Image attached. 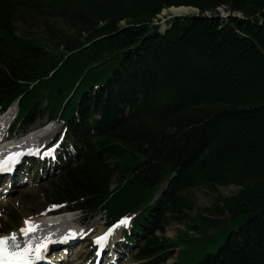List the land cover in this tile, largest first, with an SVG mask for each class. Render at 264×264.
Listing matches in <instances>:
<instances>
[{"label": "trees", "instance_id": "trees-1", "mask_svg": "<svg viewBox=\"0 0 264 264\" xmlns=\"http://www.w3.org/2000/svg\"><path fill=\"white\" fill-rule=\"evenodd\" d=\"M172 7L197 14L161 34ZM16 100L12 131L48 114L76 152L52 206L108 223L138 212L146 264L170 249L173 264H264V0H0V111ZM200 188L211 203L193 217Z\"/></svg>", "mask_w": 264, "mask_h": 264}, {"label": "rangeland", "instance_id": "rangeland-1", "mask_svg": "<svg viewBox=\"0 0 264 264\" xmlns=\"http://www.w3.org/2000/svg\"><path fill=\"white\" fill-rule=\"evenodd\" d=\"M185 8V7H184ZM191 14H197L192 9H188L186 12L181 13L179 15H172L171 13H161L158 16V22L160 25V32H163L164 29L168 28V23L170 20L174 17H181V16H188ZM219 16H226L228 12L220 9L218 10ZM47 116H43L42 118H37L36 121L31 125L28 130L32 132L33 137H36L37 139L32 140L34 145H41V143H45V141L49 137H53L55 134L56 136L60 133L61 130V123L59 122H53L52 124L46 125ZM45 125V131L41 127ZM43 128V127H42ZM44 133V134H43ZM55 136V137H56ZM38 140V141H37ZM18 141V140H17ZM17 141L12 140L10 143H1L0 152L2 149H11L15 146H19ZM9 142V141H8ZM23 143V140L20 141ZM61 176V172L57 173L54 176H50L46 179H40L36 180L34 183H31L22 189H17L14 193L11 194H5L3 196L4 198L0 197V236H7L12 233L18 234L19 229L24 227V221L26 219H30V222H32L34 225L38 224L39 230H35L32 232L33 234L30 235V240L37 239V237H40L41 235H45L47 231L49 232V238H52L60 235L61 233H64L68 228L70 227H78L79 225H82L83 217L79 212H74L72 214H61L58 215L52 208L51 202H50V188L59 182ZM112 187L118 182L117 178H114L112 180ZM166 188V185L162 186V188L157 193V196L164 191ZM219 192L222 193L224 196L231 195L234 193L237 188L236 187H219ZM192 196L194 199L195 204V211L192 212L191 216L194 217L195 212H198L200 209L208 207L211 203V198L208 192L203 189H193ZM10 193V192H9ZM105 213V212H104ZM57 219V220H56ZM108 219L106 218L105 214H100L96 216L85 228V230H92V234H95L98 229H101L102 225L104 223H107ZM68 222V223H67ZM49 225V228H47L45 225ZM54 224H59L58 227H55L51 229V227L54 226ZM62 224V225H61ZM23 225V226H22ZM22 226V227H21ZM127 226V224H126ZM124 230L125 228L120 227L119 232L121 230ZM183 226L174 222H169L166 231H165V237L169 239H175L176 236L182 232ZM42 231V232H40ZM45 231V232H44ZM40 232V233H39ZM45 233V234H44ZM208 234H212L208 232ZM204 235V234H203ZM90 235L87 237L89 239ZM45 237H41L43 239ZM27 240V241H30ZM225 242V234H221L217 237V245H220L221 243ZM25 242L23 243V245ZM86 245H89V240L80 245L78 250L84 251V254H87L88 249ZM172 252V256L166 261L165 264H173L175 261L177 249H170ZM136 254V251L127 252V256L123 258V260L120 262L121 264H141V262H138L134 259ZM76 260V261H75ZM105 260V259H104ZM70 262V261H67ZM82 259H77L73 257V262L71 264H82ZM86 264V263H83Z\"/></svg>", "mask_w": 264, "mask_h": 264}, {"label": "snow or ice", "instance_id": "snow-or-ice-1", "mask_svg": "<svg viewBox=\"0 0 264 264\" xmlns=\"http://www.w3.org/2000/svg\"><path fill=\"white\" fill-rule=\"evenodd\" d=\"M20 155L21 153L9 154V156L0 159V173L11 171V165L17 162ZM126 222L127 218H124L119 223L126 224ZM24 225L19 229V233L23 236H27L37 229L30 219H26ZM111 232L112 229H108L103 236L96 237L94 243L102 247ZM44 251H46L45 244L32 245L30 242H26L24 245L17 244L16 233L0 237V264H36L37 261L43 259Z\"/></svg>", "mask_w": 264, "mask_h": 264}, {"label": "bare ground", "instance_id": "bare-ground-1", "mask_svg": "<svg viewBox=\"0 0 264 264\" xmlns=\"http://www.w3.org/2000/svg\"><path fill=\"white\" fill-rule=\"evenodd\" d=\"M188 10V8H184V7H179V8H169V9H167V10H164V11H162V13L164 14V13H166V12H168V13H171L172 15H179V14H181V13H184V12H186ZM165 30V29H164ZM164 32V31H163ZM16 109L15 108H12V109H10L9 111H7L5 114H3L2 116H0V136L1 135H3V134H5V130H6V128L8 127V125H9V123H10V121L12 120V118L14 117V115H15V113H16ZM32 132H34L33 130H31L30 131V133L29 134H31ZM28 134V135H29ZM31 139H32V137H30V138H28V139H26V140H23V143H18V144H20V145H27V144H29V143H32V142H30L31 141ZM3 142V141H2ZM1 142V143H2ZM0 143V144H1ZM17 146H15V147H13V148H11V149H14V148H16ZM38 148V147H37ZM4 157V156H3ZM2 157L0 156V159H1ZM3 196H5L4 195V193L2 192L1 194H0V197L1 198H4ZM57 220V219H56ZM32 223V222H31ZM68 223V222H67ZM33 224V223H32ZM62 225V224H61ZM23 226V225H22ZM21 226V227H22ZM25 226V225H24ZM36 226H37V230H39V228L40 227H38V224H36ZM47 228H49V225L47 224V225H45ZM59 226V224H54V226L53 227H51V229H53V228H55V227H58ZM68 231H71V230H68ZM101 231H102V229H98L97 231H96V233L97 234H100L101 233ZM40 232H42V231H40ZM39 232V233H40ZM45 232V231H44ZM43 233V232H42ZM31 234H33V233H30V234H28L27 236H30ZM45 234V233H44ZM17 235V244H19V245H23V241H21V242H19L18 240L20 239V233H18V234H16ZM45 235H47V236H40V237H37V239H34V240H30V241H27V242H30L32 245H35V242L36 241H38L39 239H41V237H48L49 236V232L47 231V233L45 234ZM29 239H30V237H29ZM26 243V242H25ZM68 263V262H67Z\"/></svg>", "mask_w": 264, "mask_h": 264}, {"label": "water", "instance_id": "water-1", "mask_svg": "<svg viewBox=\"0 0 264 264\" xmlns=\"http://www.w3.org/2000/svg\"><path fill=\"white\" fill-rule=\"evenodd\" d=\"M185 8H188V7H185ZM188 9H192V8H188ZM192 10L197 12L196 9H192ZM218 17L223 18V19H233V18H240V14L234 13L233 11L230 10V11H228V14L226 16H218ZM170 27H171V25L168 26V28H166L163 33H166V31H168L170 29Z\"/></svg>", "mask_w": 264, "mask_h": 264}]
</instances>
